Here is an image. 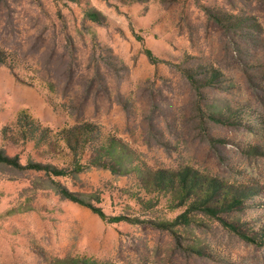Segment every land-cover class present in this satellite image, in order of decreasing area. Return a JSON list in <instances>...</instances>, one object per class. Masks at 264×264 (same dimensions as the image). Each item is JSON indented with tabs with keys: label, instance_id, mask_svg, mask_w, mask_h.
Segmentation results:
<instances>
[{
	"label": "rangeland",
	"instance_id": "obj_1",
	"mask_svg": "<svg viewBox=\"0 0 264 264\" xmlns=\"http://www.w3.org/2000/svg\"><path fill=\"white\" fill-rule=\"evenodd\" d=\"M0 149L67 172L0 162V264H264V0H0ZM184 168L252 240L175 221Z\"/></svg>",
	"mask_w": 264,
	"mask_h": 264
},
{
	"label": "trees",
	"instance_id": "obj_2",
	"mask_svg": "<svg viewBox=\"0 0 264 264\" xmlns=\"http://www.w3.org/2000/svg\"><path fill=\"white\" fill-rule=\"evenodd\" d=\"M89 16L94 20L97 19V15L93 12L89 13ZM147 54L149 58H152V52L150 49H147ZM27 118V113L22 110L18 113L17 121L19 122L20 120H26ZM82 127L85 128V132H88L90 124L85 123L82 125ZM76 129H78V126H75L74 128H63L61 129V132L64 136L68 137V135L73 134V131H75ZM70 140V138L67 139L68 142H70ZM0 162L10 164L15 167L43 170L46 173H50L55 176L67 174L64 168H59L49 163L34 162L22 165L19 162L17 156H10L6 154L2 149H0ZM156 174L157 184L160 188H168L176 185L179 189L185 191L186 196L191 197L189 205L187 206L185 211L175 217V221L187 222L189 220L188 213H190L194 209H200L210 216L217 217L225 226H228L231 230L241 234L247 240H252V238L246 232L241 230L237 226V224L230 222L220 216L219 213L221 211L232 210L233 208L240 206L241 200L236 191H233V189L231 188L225 187L219 179L215 177L202 176L197 171H194L190 168H184L180 171L173 172L169 176L166 175L165 170H159ZM176 178L177 183L175 181ZM60 192L65 197L75 201H79L88 206L104 220H107L109 222H116L125 218L122 215H107L101 207L96 206L90 202L78 199V197H76L74 193L68 190L66 187H61Z\"/></svg>",
	"mask_w": 264,
	"mask_h": 264
}]
</instances>
